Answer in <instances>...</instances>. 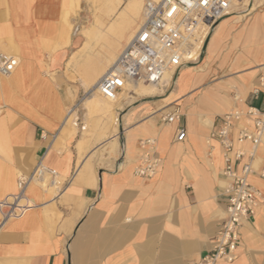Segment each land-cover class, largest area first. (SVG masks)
<instances>
[{"label":"crops","instance_id":"1","mask_svg":"<svg viewBox=\"0 0 264 264\" xmlns=\"http://www.w3.org/2000/svg\"><path fill=\"white\" fill-rule=\"evenodd\" d=\"M79 10L83 21L81 0ZM61 15L62 0H0V24L27 60L10 80L0 78V202L17 193L19 175L31 174L39 162L59 175L55 187L31 184L33 207L0 226V264H198L214 247L227 209L223 151L209 138L228 112L264 109V89L253 93L264 76V0L219 22L200 72L183 68L169 94L131 93L116 107L118 133L108 137L124 150L117 149L107 166L90 158L105 140L84 136L80 125L74 133L62 131L83 88L70 82L74 68L67 65L82 29L72 32L68 46L51 51L47 29ZM175 109L180 119L164 124ZM180 129L186 132L182 143L176 141ZM237 137L234 128L235 151L252 149ZM151 138L160 164L156 176L145 179L134 168L144 153L140 142ZM256 155L249 180L259 192L258 206L240 228L231 264H264L262 145ZM246 161H233V170L240 173Z\"/></svg>","mask_w":264,"mask_h":264},{"label":"built area","instance_id":"2","mask_svg":"<svg viewBox=\"0 0 264 264\" xmlns=\"http://www.w3.org/2000/svg\"><path fill=\"white\" fill-rule=\"evenodd\" d=\"M237 2L238 0H146L140 26L125 44L112 67L98 81L97 93L113 101L128 85L134 87L142 83L162 87L163 79L168 73H172V83L180 70L197 64L198 60H192L187 55L194 45L197 33L204 27L208 29V35L212 33L219 22L233 13ZM19 64L18 57L0 51V76H10ZM263 89L264 76L260 77L254 96L258 97ZM89 95L90 92H86L82 100L68 112H78L83 99ZM180 117L179 110L175 109L164 116L162 122L171 124ZM251 117L254 118L253 123L249 120ZM76 124L81 125V130L84 131L79 117ZM234 128L238 130L237 143L240 146L246 142L252 143L250 151L234 150V142L230 138V132ZM185 139V130H178L176 141L182 143ZM213 139L218 141L223 151L224 169L221 176L225 182L223 193L227 209L214 247L198 264H218L222 259L231 264L237 259L240 228L255 214L260 197L249 178L254 171L253 162L257 158V149L261 145L264 147V109L228 112L224 115L223 126L211 134L209 140ZM156 145L154 138L140 142L144 153L134 168L137 177L151 179L156 176L160 164L154 157ZM245 157L247 161L242 171L236 173L232 162L242 161ZM262 159L264 160V155ZM261 175L264 176V171ZM58 178V172L42 162L37 164L31 174H20L17 193L0 202V226L23 217L33 207L27 197L31 184H39L44 188L55 187Z\"/></svg>","mask_w":264,"mask_h":264},{"label":"bare ground","instance_id":"3","mask_svg":"<svg viewBox=\"0 0 264 264\" xmlns=\"http://www.w3.org/2000/svg\"><path fill=\"white\" fill-rule=\"evenodd\" d=\"M27 1L28 0H19V2L22 4L26 3ZM98 1H104L105 3L104 8L106 10V18L113 14L117 6L121 5L123 2V0ZM145 1L146 0H128L126 5L123 7L122 11L116 17V19L114 21L112 20L113 22L106 23L105 18L97 17L96 19H94L92 25L88 27L85 32V35L82 37V40H85L86 43L81 51V58L87 54L89 56L96 46L100 47L99 52L97 53L98 55L93 58L90 57L88 61L84 64L77 63V66L75 68L76 72L81 75L79 81L82 87L92 94V97H89L85 100L84 106L87 110L96 107L104 111L112 122V125L114 126L115 130L117 129L116 127L118 126L119 119L116 115V112L114 111V106L120 101H122L124 93L129 87L133 86L128 85L125 91L120 94L116 100L113 101L107 100L100 96L97 93L96 86L98 81L108 72V70L115 63L118 55L120 54L119 52H121V50L125 46L124 42L127 43L140 26L143 19L142 12ZM248 1L249 0H238L236 4L237 7L233 9V13L236 9H241V7L245 5V3H247ZM62 3L65 5L64 9L67 10L66 12L70 11L74 6H78V0H62ZM66 26L67 33L69 34L71 31V27L68 22H66ZM53 31V27H49L47 29V32L49 33H52ZM7 34L8 30L2 24H0V51L8 55L18 57L20 60V64L19 67L15 70V72H13L10 76H0V78L5 81L10 80L14 75H16L24 67L27 61L23 56L22 49L19 43H17L10 37H6ZM207 38L208 29L204 27L200 32L197 33L196 38L193 41L194 45L187 53L189 58H192V60H198L200 50L203 48V45ZM190 68H194L193 71H201V69H198L197 67ZM171 76L172 73H168L165 75L163 79L164 85L162 87L141 83L134 86V91L136 94H139L140 96L143 95L145 97L154 95L157 92H163L165 88L170 85ZM175 98L176 95L173 93L172 95L166 98V102L170 104ZM76 119V110L67 112L62 131L74 133L77 130L78 126L76 124ZM85 129L86 128H84V130ZM116 149V140L110 141L106 146V151L110 154H112Z\"/></svg>","mask_w":264,"mask_h":264},{"label":"rangeland","instance_id":"4","mask_svg":"<svg viewBox=\"0 0 264 264\" xmlns=\"http://www.w3.org/2000/svg\"><path fill=\"white\" fill-rule=\"evenodd\" d=\"M81 1H82V14H83V15H81V19L83 21L79 20V17H78L80 14V11H81V10H79L80 9V0H78V6L77 5L74 6L68 12H66L67 10L64 9L65 5L62 3L61 20H60V22H58L57 25H55L53 27L54 31L52 33H50L54 39V43H52V46H51L52 52H56L57 50L68 46L71 42L72 32L75 34L78 32V30L82 29L81 37H83L85 35V32L88 29V27L92 25L94 19H96L97 17L105 18L106 23L113 22L116 19V17L119 15V13L122 11L123 7L128 2V0H123L122 4L117 6V8L114 10V13L106 18V15H105L106 10L104 8V5H105L104 1L103 2H100L98 0H94V1H92V0H81ZM251 1L252 0H249L247 3H245V5H243L241 7V9L249 7L251 4ZM93 2H95V3H93ZM241 9H238V10L236 9V10L239 11ZM66 22H68L70 27H71V31L69 34L67 33ZM73 25H74V27H73ZM212 33H210L208 35V38L203 45V48L200 50V56L198 58L197 64H195L193 66H187L186 68L197 67L199 65L201 59L203 58L206 43H207V41H208V39ZM85 43H86L85 40H82V39L76 42L75 45L79 46V50H77L75 53H73L70 61L67 64L68 67L74 68V70L72 71L73 75H70V77H69L71 80L70 82L73 84H77L79 86H82V85L79 81L81 75H79L75 70L77 63H80V64L86 63L90 57L93 58L96 55H98L97 53L99 52V49H100V47L96 46L92 50V53L89 56L87 54L81 58V51H82L83 47L85 46ZM125 44H126V42H124V45ZM175 81L176 80H174L172 83H170V85L167 88H165L164 93L163 92H157L154 95L157 96V94H160V93H163V94L166 93V95L169 94L173 89ZM86 92H88V91H86L83 88L82 93L80 94L79 98L77 99V102L82 100V98ZM131 93L132 94L135 93L134 87H129L127 89V91L124 93L122 101L127 100L130 97ZM91 95L92 94L90 93V95L88 97L83 99V102L81 103L82 107L79 108L78 112H76V113H77V117H79L80 120L84 121L82 123L84 128H86L84 131L81 130V125H80V130H81V132H83L84 136H89L91 138L97 137L99 139L105 140V142H103L99 147H97L94 150L93 156L90 158H92V160H96V162H98L102 166H107L109 159L113 158L115 156V154L117 153V149H118V153L121 154L124 150V146H123V144H121L120 147L119 148L117 147V149L112 154H110L106 151V146L110 142L108 136H109V134H117L118 133V126L116 127L117 129L115 130L113 125H107V121H109L111 124H112V122L108 118L107 114L104 111L100 110L99 108L93 107L90 110H87L85 108L84 102L87 98L92 97ZM122 101H120L119 103H117L114 106V111H115L116 107H120V105L122 106ZM90 158L88 159L87 163H90Z\"/></svg>","mask_w":264,"mask_h":264}]
</instances>
